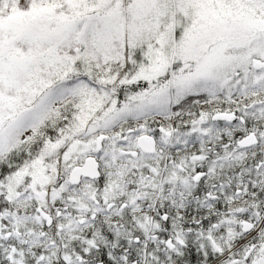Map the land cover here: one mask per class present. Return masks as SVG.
<instances>
[{"label":"snow or ice","instance_id":"6c2138e0","mask_svg":"<svg viewBox=\"0 0 264 264\" xmlns=\"http://www.w3.org/2000/svg\"><path fill=\"white\" fill-rule=\"evenodd\" d=\"M0 264H264V0H0Z\"/></svg>","mask_w":264,"mask_h":264}]
</instances>
